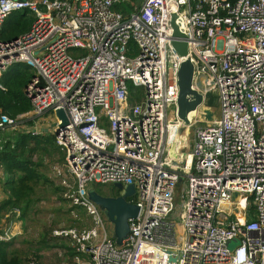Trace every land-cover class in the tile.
Masks as SVG:
<instances>
[{
  "label": "built area",
  "instance_id": "built-area-1",
  "mask_svg": "<svg viewBox=\"0 0 264 264\" xmlns=\"http://www.w3.org/2000/svg\"><path fill=\"white\" fill-rule=\"evenodd\" d=\"M171 5L194 67L192 87L204 101L212 94L219 110L211 122L194 117L189 127L202 125L191 151L182 152L184 143L176 160L171 144L184 138L185 126L177 117ZM23 10L33 22L28 33L0 40V76L13 63L33 68L24 91L31 110L15 119L0 113V136L47 129L64 151L53 175L62 197L91 222L54 231L73 244L69 264H264V0H142L138 7L131 0H0V29ZM129 83L144 88V107ZM58 109L68 123L55 135ZM28 116H48L47 127H26ZM87 184L134 187L129 203L139 212L120 246ZM13 235L5 231L0 242Z\"/></svg>",
  "mask_w": 264,
  "mask_h": 264
},
{
  "label": "trees",
  "instance_id": "trees-1",
  "mask_svg": "<svg viewBox=\"0 0 264 264\" xmlns=\"http://www.w3.org/2000/svg\"><path fill=\"white\" fill-rule=\"evenodd\" d=\"M131 1L139 4L142 0ZM126 8L123 5V10ZM32 22L31 11L12 12L2 23L0 40L11 41L28 33ZM33 76V68L24 63H13L2 72L0 76V113L15 119L31 110L30 101L24 91ZM128 86L130 92H132V88H135L130 83ZM130 101L134 102L131 99ZM14 132L17 133L14 136L15 139L6 140L0 148V171L2 173L0 187L5 195L0 200V217L4 215L15 217V220L25 224L27 219H30L34 214L35 206L39 202L36 195L39 186L45 184L53 186L58 196L60 194L59 198L63 202L68 201L62 197L58 179L56 177L48 179L40 171L44 163L43 157L55 155L57 149L61 150L55 143L54 135L51 133L33 135L32 133ZM61 151L63 152V165L65 154L63 150ZM37 156L39 160L34 161L33 158ZM58 159L62 160L61 157ZM27 256L23 250L16 247L15 238L9 242H0V264H28L30 261H37L36 259L28 261Z\"/></svg>",
  "mask_w": 264,
  "mask_h": 264
},
{
  "label": "rangeland",
  "instance_id": "rangeland-1",
  "mask_svg": "<svg viewBox=\"0 0 264 264\" xmlns=\"http://www.w3.org/2000/svg\"><path fill=\"white\" fill-rule=\"evenodd\" d=\"M131 3L138 7L139 4ZM129 46L135 50V45L131 42ZM132 95L134 100L138 105L144 107L146 93L144 88L135 87L132 88ZM205 102L214 110L215 116L219 115V110L215 101V97L212 94H208ZM27 121L26 127L42 125L43 127L48 124L49 117L46 116L42 118L41 122H37L32 116L24 117ZM36 124V125H35ZM198 124L189 128H182L180 133L184 135L186 139V144L181 148L182 152H190L193 143V133ZM47 127V125H46ZM42 129V127H41ZM10 130L1 134L0 145L6 140L15 139L17 134ZM62 150V149H61ZM60 149L56 150L55 155H47L43 157V166L40 168L41 173L48 179H55L52 167L57 165H62L63 152ZM61 157L60 161L58 158ZM33 160H39V157H34ZM2 173L0 171V178ZM184 183V182H182ZM181 185V184H180ZM86 187L90 190H94L100 196L118 197L121 196L124 191L117 190L113 185H98V184H87ZM178 189V187H177ZM36 195L39 198L35 206V212L31 215L30 219H27L25 224L21 222L16 223L15 217H0V235L5 231H11L15 234V226H17V235L15 237L16 247L23 250L28 258V261L36 259L38 264H69L74 255V247L68 240L57 239L53 236L54 230H61L66 228H76L78 230L86 229L90 227V220L85 215V212L78 208H72L69 202H63L55 192L53 186L45 184L39 186L36 190ZM4 193L0 187V200L4 198ZM135 196L127 198V201H134ZM104 214V213H103ZM102 214V215H103ZM105 217V215H103ZM175 233L179 236L181 229L177 224V219H175ZM111 229V226H108ZM9 242V241H7ZM230 248L234 247V244L229 245ZM67 251H70L69 253ZM38 257L39 259H37Z\"/></svg>",
  "mask_w": 264,
  "mask_h": 264
},
{
  "label": "water",
  "instance_id": "water-1",
  "mask_svg": "<svg viewBox=\"0 0 264 264\" xmlns=\"http://www.w3.org/2000/svg\"><path fill=\"white\" fill-rule=\"evenodd\" d=\"M169 14V24L174 39L171 44L180 58V68L177 73L179 90L177 117L185 127L191 125L194 117H197L198 121L211 122L214 119L212 108L203 100L202 95L192 87L194 67L188 55L187 43L180 40L185 36L180 32L176 24L177 15L174 5L170 6ZM36 54L37 52H35V55ZM55 114L58 119L61 120L60 125H53L55 128V135H57L59 130L65 128L68 122L62 109L56 110ZM44 133H49V131L45 129ZM181 142L182 139L172 142L169 152L170 157H172L174 150L182 147ZM114 187L117 190L124 191V193L118 197H103L94 190H89L87 196L104 213L108 223L112 226L114 242L116 245L120 246L129 233L128 220L137 217L139 208L127 201V198L134 195V187L132 185L123 188L121 184H115ZM236 196L237 194H233V197Z\"/></svg>",
  "mask_w": 264,
  "mask_h": 264
},
{
  "label": "bare ground",
  "instance_id": "bare-ground-1",
  "mask_svg": "<svg viewBox=\"0 0 264 264\" xmlns=\"http://www.w3.org/2000/svg\"><path fill=\"white\" fill-rule=\"evenodd\" d=\"M184 143H186V139H185V137L184 138H182V142H181V144L183 145ZM176 152V153H175ZM172 158L173 159H178L179 158V155H178V152H177V150H174V152H173V155H172ZM181 158V157H180ZM182 158L183 159H185L186 158V156H182ZM188 163L190 162V157H188ZM16 231V230H15Z\"/></svg>",
  "mask_w": 264,
  "mask_h": 264
},
{
  "label": "clouds",
  "instance_id": "clouds-1",
  "mask_svg": "<svg viewBox=\"0 0 264 264\" xmlns=\"http://www.w3.org/2000/svg\"><path fill=\"white\" fill-rule=\"evenodd\" d=\"M131 85H132V84H131ZM131 100H132V99H131ZM130 102H131V101H130ZM131 103L133 104L134 102H131ZM184 128H189V126H188V127H184ZM114 185H115V184H114ZM114 185H113V186H114ZM89 190H90V189H89ZM89 190H88V191H89ZM128 202H129V201H128ZM72 208H74V207H72ZM75 209H78V208H75ZM100 211H101V210H100ZM101 214H103L102 211H101ZM103 215H104V214H103ZM103 215H102V217L104 218V220H105V222H106V225H107V228H108V226H111V225L108 223L106 217H104ZM111 230H112V226H111ZM57 239H60V238H57ZM63 240H65V239H63ZM73 249H74V248H73ZM74 255H75V252H74Z\"/></svg>",
  "mask_w": 264,
  "mask_h": 264
},
{
  "label": "crops",
  "instance_id": "crops-1",
  "mask_svg": "<svg viewBox=\"0 0 264 264\" xmlns=\"http://www.w3.org/2000/svg\"><path fill=\"white\" fill-rule=\"evenodd\" d=\"M141 3V2H140ZM120 8H123V5L122 6H120L118 9H120ZM125 9V8H124ZM214 115H215V113H214ZM193 122V121H192ZM178 152V151H177ZM252 214H253V212H252ZM16 223H18V222H16ZM15 229H16V231H15V234L17 235L18 234V231H17V226H15Z\"/></svg>",
  "mask_w": 264,
  "mask_h": 264
}]
</instances>
